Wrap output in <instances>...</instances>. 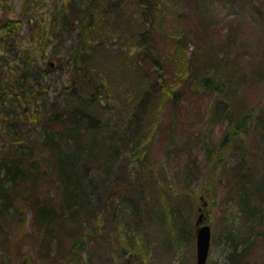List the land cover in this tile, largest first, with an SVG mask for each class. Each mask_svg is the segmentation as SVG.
Instances as JSON below:
<instances>
[{"label":"trees","instance_id":"trees-1","mask_svg":"<svg viewBox=\"0 0 264 264\" xmlns=\"http://www.w3.org/2000/svg\"><path fill=\"white\" fill-rule=\"evenodd\" d=\"M161 1L163 0H133V2L131 0H85L80 11L76 8L71 10L72 1L64 0L66 4L64 3L58 11L59 22H62L63 26H71L76 20L81 42L94 33H100L99 22L102 19H108L110 15L117 17L122 15L123 20L127 22H131L130 18L134 17V26L137 24L138 28L141 27L138 37L134 36V41L140 48L138 53L142 54L140 61L148 60L149 64L162 67L161 56L155 48L156 36L150 27L145 26L155 22L160 24L163 20L165 13L161 7ZM232 1L234 0H224L230 5ZM249 2L256 11V20L264 22L262 5L264 1L261 0V5L253 0ZM197 3L198 0H192L190 6L180 13L182 15L179 17L183 18L187 24L185 30L179 35V47L182 50L187 40L193 39L195 46L202 43L203 49L198 53L200 55L195 58V61L191 59L186 81L182 78L179 86H171L168 89H165L163 82L157 84L166 92L168 102L171 101L170 126L166 125V128H170L169 140L164 150V163L158 161L145 163L144 147H140L135 137L139 129H132L129 126L130 118L126 125V128L129 127L130 135L126 130L127 133L125 132L123 138L118 140L119 144L112 146L110 151L109 146H106V149L103 148V144L108 145L109 142L99 133V121L88 110V100L85 98L86 91L93 92L92 96L94 93H103V87L106 84L105 78L99 71L95 76L92 75L96 67H94L95 63L92 65L91 62L98 46L92 45L87 49L85 46L77 45L71 57L73 63L71 64L69 60L61 61L60 66H66L65 70L70 79L71 87L68 89H72V92H77L78 95L71 96L62 102L58 100L51 103L45 102L41 110H34L27 116L24 111L16 109L12 101L15 100L14 98L30 102L38 98L43 99L42 93L46 87L40 85L38 88H33L28 84L30 77H38L36 63L31 60L26 61L19 75L12 74L11 65L6 71L0 70V108L10 117L5 120L6 115L1 116L2 120L20 127L19 122L23 119L31 125V129L40 128L42 132L40 140L31 138L29 135L25 136L27 142L22 135L12 140H0V224L8 217L9 211H13L16 224L25 229L28 206L32 210L31 230L38 238L52 237L56 231L60 232L58 225L63 220L80 222L73 227L74 241L68 245L67 252L64 251L65 254L60 252L62 256L55 260L56 263L51 262L52 264H79L82 258L85 264H90L92 254L86 257L83 255L87 249L84 240L101 241L98 247L102 254L103 249H107L112 242L109 240L110 235L106 229L109 221L117 222L114 226L115 231L121 227L124 228L122 231L124 238L127 239L126 243L129 244L128 250H135L138 222L147 220L152 213L156 212L153 209L154 203L150 202L152 197L156 196L165 199L170 195L169 202L165 201L161 214L168 219L170 226L168 234L172 237L178 236L185 240H192L194 224L192 225L188 219L190 214L181 211V201L184 200L185 193H192L195 197L196 191L188 190L186 185L188 183L183 184L181 190L175 189L171 184L175 182V178L169 174V168L170 156L178 159L184 150L182 145L190 146L193 143H195L193 149L198 148L201 156L197 159L198 154L194 151L196 155H192L190 153L192 149H189L187 155L193 156L192 163L188 164L185 161L182 163L180 169L184 172L185 168L186 172L182 179L176 182L189 181L193 176L198 178L196 173L203 171V176L200 177L203 180L202 192L208 195V191L212 192V187H222L221 199L217 202L211 201L210 204L218 207L220 219L225 221L224 260L227 264H264V146L259 147L262 146L260 144L262 142L264 145V102L246 106V98L239 92L248 76L241 60L242 55L247 53L246 49L235 51L234 54V44L239 36L240 26L227 25L223 35L210 37L212 30L200 22L201 20L196 19L192 11V8L197 12L201 9ZM245 3L246 0H239L237 4L240 7L243 5L247 7ZM127 4L132 6V9L128 10ZM156 18H159L158 21ZM19 26V20L2 19L0 38L12 40ZM45 29L46 26L41 23L42 34ZM216 38L220 40L218 43L214 40ZM258 54L260 58L257 69H260L264 78V44ZM251 59L248 60L250 64ZM51 65L52 63H46L42 74H46ZM251 73V79L254 81L258 73L256 71ZM13 76L17 77L13 79ZM158 76L162 77L163 74L158 73ZM184 83L186 86L183 88ZM83 84L90 88H83ZM193 86L194 92L208 91V96L213 100L210 108H207L209 113H206L208 127L197 131H177L178 98L187 94ZM155 89L157 88L153 90ZM66 90L63 89L64 92ZM63 91L59 90V94ZM148 92V89L144 91V96L140 98L138 105L145 104ZM6 101L10 104L6 105ZM135 110L133 109L134 112ZM201 120L202 122L205 120V115ZM218 122L224 127L215 145L210 141L208 131H211ZM252 127L258 131L260 143L256 142L257 139L256 141L253 138L250 139L248 135ZM2 129L3 126L0 132ZM131 140L134 142L132 143ZM121 148L128 154L126 155ZM105 154L108 155L106 158L109 160L105 161L101 168L99 158L102 156L105 158ZM232 154L236 156L233 162L230 161ZM196 159L198 162L202 160L200 170H197ZM129 165L132 167L129 168ZM91 169H95L96 172L103 171L104 176L96 179L95 174L93 176L90 174ZM43 175L46 176L44 180L41 177ZM49 178H51L50 181H48ZM42 180L43 184L44 181L50 182L51 186L55 185L59 189V200L64 203L61 207L57 206L54 199L50 197L47 191L49 188L42 184ZM161 183L164 186H160ZM51 195L53 196L52 193ZM116 196H119L120 200ZM89 216L97 220L96 227L89 225V230L85 228L76 234L77 227L80 229L81 223H86ZM119 220L122 226L118 225ZM241 220L243 221L239 225ZM214 235L215 233L213 240H215ZM39 244L44 251L49 250L47 247L50 243L46 239ZM14 246L17 247L14 244L13 249ZM41 246L38 247V253L43 252L40 249ZM57 246L59 247L58 243ZM58 247L55 251H58ZM257 248H263L259 257L254 256L256 251L253 253ZM11 251V249L5 250L4 254ZM17 251L20 254L19 248ZM21 264H34V262L32 259L24 260L23 257Z\"/></svg>","mask_w":264,"mask_h":264},{"label":"rangeland","instance_id":"rangeland-1","mask_svg":"<svg viewBox=\"0 0 264 264\" xmlns=\"http://www.w3.org/2000/svg\"><path fill=\"white\" fill-rule=\"evenodd\" d=\"M70 1H72L70 5L71 10L76 8L82 11L85 0H68V2ZM191 1H161V7L165 13L163 20L160 21V24L155 22L151 25H145L148 28L150 27L153 30L154 36H156L155 48L158 49L161 56L162 67H160L149 64L148 60L140 61L139 58L142 54L138 53L140 48L135 43L134 36L138 37L141 27L138 28L137 24L134 26V17L130 18L131 22H127L123 20L124 16L122 15L119 17L110 15L108 19H102L99 22L101 24L100 33H94V35L88 36L80 42L79 28L77 29L79 26H76L78 24L76 20L73 21L71 26H63V23L59 22L58 11L64 5V0H0V21L2 19H15L19 20L20 24L13 34L12 40L9 38L5 39L4 37L0 38V70L6 71L9 65H11L12 74L19 75L26 61H34L38 69L36 71L38 77H30L28 84L33 88H38L40 85L46 87L42 93L43 99L38 98L34 102H30L14 98L15 100L12 101V105L16 109L24 111L25 116H27L34 110H41L45 102L51 103L54 100L62 102L71 96L78 95L77 92H72V89H68L71 87L70 79L65 70L66 66H60L61 61L69 60L72 64L73 60H71V57L77 45L85 46L87 49H89V46L96 45L98 49L96 48L93 61L91 62L92 65L95 63L94 67L96 68L92 72V75L95 76L99 71L105 78L106 84L103 87V93H94L92 96L93 92L86 91L85 98L88 100V110L99 121V133L109 142L107 143L108 145L104 143L103 148L106 149V146H109L110 151L112 146H115L116 143L119 144L118 140L123 138L126 130L129 129L128 126L126 128V125L130 118L132 126L130 124L129 126L132 129H139L137 131L139 133L135 137L140 147H144L146 154L145 163L157 161L164 163V150L169 140L170 128H166V125L170 126L169 107L171 101L168 102L166 92L164 89H160L157 84H162L163 82L165 89H168L171 86H179V83L183 79L186 81V77L189 75L191 59L195 61V58L200 55L198 53L203 49L202 43H198L195 46L193 39L187 40L182 50L179 47V35L185 30L184 28L187 24L179 16L182 15L180 13L190 6ZM247 1L252 0H246L245 6L247 5V7H243L244 5L240 7L237 4L239 0L232 1L231 5L228 2H224V0H198L197 4L201 9L197 12L192 8V11L195 13L196 19L201 20L200 22L212 30L211 34L215 36L209 34L210 37L223 35L227 29V25L240 26V33L234 44V54L235 51L243 50V48L246 49L247 53L242 55L241 60L244 63L248 76L244 80V83H242L239 92L247 100V102L245 100V105L252 106L258 102H264L263 73H260V69H257V66H259L257 63L260 58L258 53L264 44V22L256 20V11L253 10L250 2L247 3ZM253 1L259 4L261 2V0ZM262 5L264 7V4ZM126 8L130 10L132 6L127 4ZM159 18H156V20L158 21ZM41 23L46 26L43 34L40 32ZM214 40L217 43L220 41L217 38ZM251 57L254 58L251 59ZM250 59L252 60L251 64L248 62ZM46 63H52V65L46 74H42L46 68ZM252 71L258 73V77L256 76L254 81L251 79ZM158 73L163 74V76L159 77ZM16 77L13 76V79ZM75 77H77L76 74ZM185 86L184 83L182 87L184 88ZM82 87L86 89L90 88V86L85 84ZM64 88L67 89L65 92L63 91ZM154 88L157 89L153 90ZM147 89L149 92L148 96H146L145 104L138 105L140 98L144 96L143 93ZM194 89L193 86L192 90L178 98L177 107L179 114L176 117L177 131H197L208 127L206 117L209 109L207 108H210L213 100L208 96V91L194 92ZM59 90H62L63 93L59 94ZM5 104L8 105L10 103L6 101ZM133 109H136V112ZM5 115L6 113L0 108V128L3 126L0 132L1 141L4 139L12 140V138L20 135L24 136L25 142H27L25 136L28 135L31 138L41 139L42 132L40 128L31 129V125L23 119L19 122L20 127L13 126L11 122L2 120L1 116ZM204 115L205 120L202 122L201 119L204 118ZM6 116L4 117L5 120L9 117L8 114ZM223 127L224 125L218 122L211 131H208L210 141L215 145H217L220 139ZM127 132L130 135L129 130ZM257 133L258 131L254 127L248 131L250 139H257L255 141L260 143V135ZM111 136L112 138L110 139ZM131 142L133 143L134 140H131ZM260 144L262 146L259 147L264 146L263 142ZM194 145L195 143L190 146L187 144L182 145V149L184 150L178 159L170 156L171 166L169 174L175 178V182L171 184H173L175 189L181 190L184 186L183 184L188 183L186 184L188 190L193 189L194 192L196 191L195 197L192 193H185L184 200L181 201V211L190 214L188 219L192 225H195V220L199 215H202L203 224H209L212 228V241L206 264H227L224 260L225 245H223L225 221L220 219L218 207L210 204L211 201L217 202L221 199L223 196L222 187H212V192L208 191L209 196L202 192L201 186L203 180L201 178L203 171L196 173L198 178L193 176L189 181L176 182V180H181L186 172L185 168L184 172L180 169L182 163L185 161L191 164L192 155H196L195 152L198 154L197 159L201 156V151L198 148L197 150L193 149ZM197 146L199 145L197 144ZM190 148L192 149L190 152L192 155H187ZM122 150L125 152L124 149ZM233 155L230 157L231 162L236 159V156ZM107 156L105 154V158L103 156L99 158L101 160V168L104 166L105 161L109 160L106 158ZM197 159L195 160L198 163L197 170H200L202 168V160L198 162ZM131 167L129 165V168ZM89 172L92 176L95 174L97 176L96 179L104 176L102 174L103 171L96 172L95 169H91ZM44 175L41 176L43 180L46 178ZM50 180L51 178L48 179V181ZM44 182L43 185L49 188L47 191H49L50 197L54 199L57 206L61 207L64 203L59 200V189L55 185L51 186L50 182ZM160 186L164 185L161 183ZM164 191L166 192L165 188ZM165 192H163L164 195L168 196ZM169 196L165 199L160 196L152 197L150 202L154 203L153 209L156 212L152 213L147 220L138 222L135 250H128L129 244L126 243L127 239L124 238L122 231L124 228L121 227L115 231L114 226L117 225V222L109 221L106 229H108L107 233L110 235L109 240L112 241L111 244L107 246V249H103V253L101 254L102 251L98 247L101 241L85 239L84 243H86L87 249L83 252L84 257L90 253L92 254L90 264H195V229L192 233V240H185L178 236L176 238V236L172 237V235L168 234L170 232L168 219L161 214L166 204L165 201L169 202ZM116 197L120 200L119 196ZM185 198L187 199L185 200ZM9 212L8 217L0 224V264H21L23 257L24 260L26 258L27 260L32 259L34 264H52L51 262L62 256L60 252H67L68 245L74 241V236L72 235V232H74L73 227L80 223L78 221L63 220L58 225L60 232L56 231V237L53 235L52 237L38 238L34 236L31 230L32 210H30L29 206L26 211L27 222L25 229L20 228L16 224L13 211ZM218 219H220L219 222H217ZM95 221L97 220L89 216L88 221L86 219V223H81L80 229L77 227L76 234L85 228L87 229L89 225L96 227L97 222L95 224ZM242 221H240L239 225ZM118 225L122 226L120 220L118 221ZM213 232L215 233V240H213ZM45 239L50 243V246L47 247L49 250L46 249V251L39 244L44 242ZM14 244L17 247L14 246L15 248L13 249ZM34 244H39L43 252L38 253L39 245L36 246ZM57 247L58 251H55ZM18 248L21 250L20 254L17 251ZM8 249L12 250L11 253L4 254L5 250ZM262 250L263 248L254 249L253 253L256 251L254 256L259 257ZM132 252L134 253L132 254ZM5 256L7 257L5 258ZM79 264H85L83 258L81 261L79 260Z\"/></svg>","mask_w":264,"mask_h":264},{"label":"water","instance_id":"water-1","mask_svg":"<svg viewBox=\"0 0 264 264\" xmlns=\"http://www.w3.org/2000/svg\"><path fill=\"white\" fill-rule=\"evenodd\" d=\"M202 221V215L195 221L196 231V263L195 264H206L209 247L211 242V229L208 224H200Z\"/></svg>","mask_w":264,"mask_h":264}]
</instances>
